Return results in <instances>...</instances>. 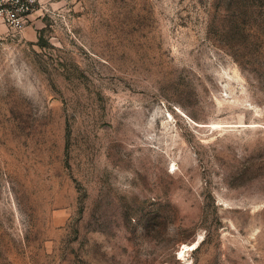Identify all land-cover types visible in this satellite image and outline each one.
I'll return each mask as SVG.
<instances>
[{
	"label": "rangeland",
	"instance_id": "1",
	"mask_svg": "<svg viewBox=\"0 0 264 264\" xmlns=\"http://www.w3.org/2000/svg\"><path fill=\"white\" fill-rule=\"evenodd\" d=\"M30 13L0 47V264H264V0Z\"/></svg>",
	"mask_w": 264,
	"mask_h": 264
},
{
	"label": "built area",
	"instance_id": "2",
	"mask_svg": "<svg viewBox=\"0 0 264 264\" xmlns=\"http://www.w3.org/2000/svg\"><path fill=\"white\" fill-rule=\"evenodd\" d=\"M37 0H0V47L6 37L19 35Z\"/></svg>",
	"mask_w": 264,
	"mask_h": 264
},
{
	"label": "crops",
	"instance_id": "3",
	"mask_svg": "<svg viewBox=\"0 0 264 264\" xmlns=\"http://www.w3.org/2000/svg\"><path fill=\"white\" fill-rule=\"evenodd\" d=\"M35 4H36V7H34V9L32 11H38V15H40V13H41V0H37V2ZM30 14L31 13H29L28 17L29 16L31 17Z\"/></svg>",
	"mask_w": 264,
	"mask_h": 264
},
{
	"label": "bare ground",
	"instance_id": "4",
	"mask_svg": "<svg viewBox=\"0 0 264 264\" xmlns=\"http://www.w3.org/2000/svg\"><path fill=\"white\" fill-rule=\"evenodd\" d=\"M195 244H191L189 246H186L185 244L181 247V249L178 251V257H182L184 255V250L186 247H193Z\"/></svg>",
	"mask_w": 264,
	"mask_h": 264
}]
</instances>
